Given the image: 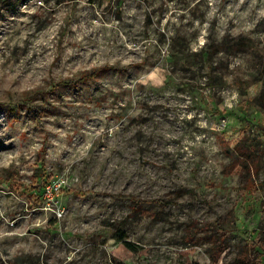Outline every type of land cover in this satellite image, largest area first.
I'll use <instances>...</instances> for the list:
<instances>
[{"label": "rangeland", "instance_id": "1", "mask_svg": "<svg viewBox=\"0 0 264 264\" xmlns=\"http://www.w3.org/2000/svg\"><path fill=\"white\" fill-rule=\"evenodd\" d=\"M262 85L264 0H0V264L264 243Z\"/></svg>", "mask_w": 264, "mask_h": 264}, {"label": "trees", "instance_id": "2", "mask_svg": "<svg viewBox=\"0 0 264 264\" xmlns=\"http://www.w3.org/2000/svg\"><path fill=\"white\" fill-rule=\"evenodd\" d=\"M95 76H96V73H91L88 75L86 74L84 77L80 78V81L86 82L87 80L94 78ZM262 87H264V85H262ZM236 149L238 150L237 153L241 154V156L244 158L245 162H243V163L245 166L247 164L246 158L250 159V157L245 154L246 152H248L246 145H244V147H243V145L240 143V145L238 144L236 146ZM245 155H246V157H244ZM247 166H249V164ZM157 203H159L162 206L167 205L166 202H164L162 200L161 201L157 200ZM117 239L119 241H123L124 234H121V236L117 235ZM217 242L222 243V240L221 241L218 240ZM124 245L126 247H128L129 249H133V246L127 241L124 242ZM220 248H221V246H215V250L213 251V253H211V261L213 264L217 262L219 253L222 251V249H220ZM232 264H264V243H262V241H260L257 244H245V246L241 252V255L239 257H236L233 260Z\"/></svg>", "mask_w": 264, "mask_h": 264}, {"label": "built area", "instance_id": "3", "mask_svg": "<svg viewBox=\"0 0 264 264\" xmlns=\"http://www.w3.org/2000/svg\"><path fill=\"white\" fill-rule=\"evenodd\" d=\"M60 186L54 183H49L43 186L41 193L47 200H53L55 196L58 195Z\"/></svg>", "mask_w": 264, "mask_h": 264}]
</instances>
